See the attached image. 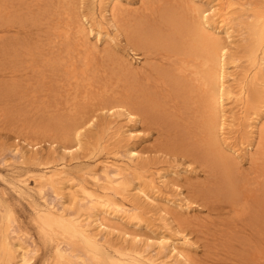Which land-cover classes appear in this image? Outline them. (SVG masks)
<instances>
[{
  "label": "bare ground",
  "instance_id": "bare-ground-1",
  "mask_svg": "<svg viewBox=\"0 0 264 264\" xmlns=\"http://www.w3.org/2000/svg\"><path fill=\"white\" fill-rule=\"evenodd\" d=\"M86 1L0 0L8 111L38 131L10 144L0 178L28 198L43 264H198L171 210L197 204L213 213L193 216L199 264H264V0ZM116 32L139 62L110 50ZM51 121L73 144L47 140ZM137 122L188 163L149 167ZM191 164L202 180L171 187ZM4 210L0 264H30L35 240Z\"/></svg>",
  "mask_w": 264,
  "mask_h": 264
},
{
  "label": "rangeland",
  "instance_id": "rangeland-1",
  "mask_svg": "<svg viewBox=\"0 0 264 264\" xmlns=\"http://www.w3.org/2000/svg\"><path fill=\"white\" fill-rule=\"evenodd\" d=\"M128 1H129L128 3H130V5L134 4V6H136V4L137 5L139 4L138 0L136 2H135V0H132V1L128 0ZM252 1H257V0H252ZM89 2H90L89 0L86 1V6L83 7V11H84V9L88 8ZM123 2H126V0H123ZM85 11L88 12V10H85ZM115 35H116L115 36L116 39H115V41H113L114 43H111V49L110 50L111 51H117L118 53H120L124 56H126V55H128V57L130 56V58L132 60H135L133 62H136V63H137V61L139 62L138 58H134L135 56H137V54L134 53V50H130V46L128 48V44L122 38L120 33L116 32ZM92 38L93 37L90 36L91 40H92ZM93 40H94V38H93ZM134 65H135V63H134ZM6 83H4L3 81L0 80V84L2 85L0 88V157H1V154L2 155L6 154L5 161H7V162H5V164H3L0 161V173L3 174L4 176L7 175L6 173L8 171L7 170L8 166L6 164H8V162L10 161V156L7 154V152L12 147V145H13L12 143L13 142H18V144L22 143L21 142L22 139L25 138V136H26V135H24L25 134L24 132L29 133V134H27L29 139L32 137H33V139L38 138L36 133H34V132H38V131L33 125H31L30 123L22 124V121L24 120V118H23L24 115H22V116L16 115V113H11L10 111H8V105H9V108H11L12 105H14V106L17 105V96H19L20 93L19 94L14 93V86L13 85H11V86L7 85L6 86ZM6 101L8 104H5ZM2 105L4 106V111H3ZM15 107H17V106H15ZM97 113H99V115H101L100 111H98ZM106 120H109V118L106 117V119H104L102 117H98L97 122L99 124H103L102 125V127H103L105 124L108 123ZM120 120H121V122L124 121L122 119H120ZM59 124H60V121H57V122L51 121L50 122V124L48 126V128H49L48 133L51 135L55 134L54 136H56L57 138L55 137L54 139H48L50 137V135H46L47 140H53L55 142L56 147H59L62 144H64V145L73 144L74 139H73L72 135H71V138L68 137L67 139H61L62 132H60L61 130H59L57 128V126H59ZM136 125L133 127V129H135V131L137 130V132L140 131L139 135L144 137V138L142 139L136 135L133 137L134 139L131 138V141H135V143H136L135 145L137 146V148L141 152L144 153L143 157H145L146 159H144L143 161H146V162L148 161V163H149L148 166L151 165L152 168H159V167L160 168H163V167L167 168L168 167V169L171 168V170H172V167H174L175 165H186L188 163L185 160V158L180 157L178 153L174 154V153H172V151L165 150L163 147H161V143H160L161 138L157 135V132L155 131V129L154 130L148 129L146 127V125H143V123L137 122ZM40 126L45 128L44 124H42ZM46 138H44V139L46 140ZM140 139H142V140H140ZM176 141H177V139H176ZM42 143H43V141H42ZM10 144H12V145H10ZM178 144H179V142H178ZM47 146L48 145L46 143H43L42 147H40L41 151L43 150V152H45L47 150ZM84 153H86V152H84ZM84 153H76L80 157L79 160L85 161V158L82 157V156H84ZM52 161H54L55 163L58 162L57 159H54ZM181 162H183V163H181ZM240 162L241 163L243 162V165H247L246 161H244V160H241ZM239 165H241V164H239ZM73 166L74 165L71 164L70 167L73 168ZM191 166H192L194 172L181 175L179 178H177V183H175V181H171V183H170V184H172L171 187H173L174 185L177 184V186H180L181 189L187 194L189 189L194 187L193 185L195 183V180H194L195 178H197V179L201 178V180H202L204 174L200 171L199 168H196L192 164H191ZM28 169H29V171H31L33 173V172L38 170V167L36 168V166L32 165ZM146 169L150 170L148 167ZM31 172H29V173H31ZM29 182L31 185L33 184L32 180H29ZM27 201H29L28 198L17 195L15 192L12 191L10 186H8L7 182L4 181V179L0 178V202L3 204V206H5L4 212L5 211H12L15 218H16L19 229H21L23 232L25 231L26 233H28L29 236H31L35 240V243L37 245V251L35 252V255L32 257V261L30 262V264H43L47 260V256L49 254V246L42 244L39 237H38L37 229L33 223V211H32V208H31L29 202H27ZM2 208H4V207H2ZM171 210H172L173 215H175L177 218L176 219L177 224L181 223V225H183V227H184L185 219H187L185 222H189L191 224H194L195 220L193 219V216H198L201 218H209L213 215V213L210 211L208 206L201 205V204L194 205L193 209L191 208V210L189 212L179 211L180 213H178L174 209H171ZM191 224L187 225L186 229L184 230V232L187 234V236L190 237V240L193 242L194 247L192 248L190 253H191V255H193L195 258H197L199 260V263H205V259L207 256L206 247L198 239V237H197L198 233L195 231V227Z\"/></svg>",
  "mask_w": 264,
  "mask_h": 264
}]
</instances>
